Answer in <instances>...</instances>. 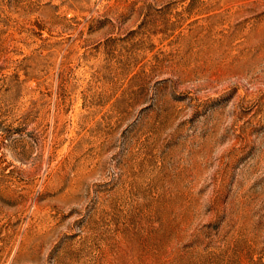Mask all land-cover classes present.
Here are the masks:
<instances>
[{"label":"rangeland","instance_id":"rangeland-1","mask_svg":"<svg viewBox=\"0 0 264 264\" xmlns=\"http://www.w3.org/2000/svg\"><path fill=\"white\" fill-rule=\"evenodd\" d=\"M0 264H264V0H0Z\"/></svg>","mask_w":264,"mask_h":264}]
</instances>
